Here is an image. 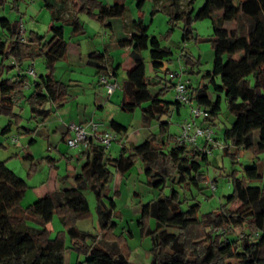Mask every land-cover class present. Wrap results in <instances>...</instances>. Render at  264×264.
Here are the masks:
<instances>
[{
	"label": "trees",
	"instance_id": "trees-1",
	"mask_svg": "<svg viewBox=\"0 0 264 264\" xmlns=\"http://www.w3.org/2000/svg\"><path fill=\"white\" fill-rule=\"evenodd\" d=\"M7 1L16 9L23 0H0V6ZM136 1L138 9L145 2ZM194 1H189L191 9L188 12L180 10V0H167L166 7L171 24H183L182 41L193 36L194 21H211L212 35L206 42L212 45L213 67L203 76L208 80L207 85L187 86L190 102L215 119L220 112L222 95L228 113L234 118L231 127L223 132L224 154L228 155L230 146L253 154L252 163L242 169L241 178L233 173L232 193L224 197V204L217 212L199 218V205H189L183 199V188L193 187L199 191L201 183L205 182L200 160L206 161V156L179 144L175 136L165 138L168 123L161 119L180 105L162 99L169 86L163 85L158 93L152 92L151 88L160 84L146 77L142 57V52L148 50L151 72L157 75L164 63L170 61L171 51L161 47L155 37L148 42L139 37V42L133 45L119 41L120 48L131 46L129 57L133 63L122 83L120 107L124 110L129 105L132 111L139 108L142 127L149 128L151 122L156 121L161 135H149L138 146L123 144L116 158L93 144L77 156L66 157L68 163L75 161L80 165L79 172L72 178L73 186L65 188L67 175H58L55 190L26 208L21 207L26 183L5 164H0V264H64L65 237L70 240L69 249L83 256V261L77 264H129L126 240L112 233L116 226L113 223L114 201L109 199L107 188L113 177L111 169L125 176L137 162L141 163L146 185L160 190L156 199L141 207V230L146 232L151 243L149 264H264V182L260 187L249 185L262 180L259 155L264 153V0H205L193 14ZM53 2L45 0L52 18L51 38L47 42L38 40L35 48L30 41L23 42L21 22L0 20L1 29L7 33V40H0V116L9 119L0 130V136L10 133L13 121L20 119L14 110L22 99L28 103L34 120L45 121L50 114L45 107H61L69 97V85L53 77L55 64L65 58L68 49L63 27L58 22L69 25L74 36L83 33L79 13L103 23L121 18L126 11L124 0H114L110 6L102 0H76L75 16L62 20L57 13L63 0ZM132 28L139 36H145L146 27L141 21L132 22ZM239 55L243 56L240 62L232 61ZM37 58L43 60L46 75L34 80L29 88H33L32 93L24 98L22 90L29 84V77L23 65ZM6 61L9 65H5ZM105 63L104 54L98 52L90 53L86 61V65L97 69L98 73L105 72ZM12 69L16 70V75L9 78ZM216 79L220 80V86L216 85ZM210 87L214 100L209 94ZM110 128L122 137L127 133V128L114 122ZM256 131L259 138L255 142ZM66 140L67 137L65 143ZM33 143L34 140H30L29 145ZM25 160L32 162L33 158L26 155ZM46 161L51 168H56V162L50 157ZM164 189L169 191L167 196L162 193ZM86 192L96 200L99 231L95 234L79 231L76 226L89 215ZM233 205H238V209L229 212L228 207ZM54 215L63 230L51 238L48 226ZM149 220L154 221L153 230L145 228ZM240 228L243 229L240 237L231 239L232 231Z\"/></svg>",
	"mask_w": 264,
	"mask_h": 264
},
{
	"label": "rangeland",
	"instance_id": "rangeland-1",
	"mask_svg": "<svg viewBox=\"0 0 264 264\" xmlns=\"http://www.w3.org/2000/svg\"><path fill=\"white\" fill-rule=\"evenodd\" d=\"M54 3L53 0H47ZM190 0H180V10L188 12L191 7ZM205 0H195L192 5L193 14L197 13L202 7ZM114 0H102V3L110 6ZM76 0H63V6L57 13L62 20L71 19L75 16L74 5ZM126 8L125 14L121 18L105 20L103 23L98 22L94 17L84 13H79V21L83 25V33L72 35L71 27L62 22L58 25L63 27V37L68 45L65 58L55 64L53 77L56 81L69 85V97L61 107L56 108L57 112L51 111L54 106L47 105L45 108L50 111L45 121L40 119L34 120L31 117L29 105L22 99L14 113L19 116L17 122L13 121L10 133L0 136V164H5L6 168L12 171L20 180L27 185V190L21 200V207L26 208L36 200L42 198L47 191H52L53 187L58 184L54 183V174L64 177L68 174L69 168L75 165L61 161L55 165L56 170L51 168L47 163V158L58 159L60 156L54 150L55 147H61V154L72 156L76 151L67 147L66 143L61 141L62 120L60 111L69 116L71 113L76 115L77 108L83 118H87L92 113L95 95L99 94L100 75H109L117 72L116 80L119 86L110 101L113 105L118 106L122 98V83L125 79L126 71L132 67L129 57L131 46L120 48L117 46L119 41L128 42L133 45L140 40L148 42L151 37L158 39L161 47L167 48L172 55L169 62H165L162 69L155 75L151 72L149 51L142 52V57L146 67V77L159 81V86L151 88L153 93H158L163 85L169 86L170 89L162 96V99L168 102L174 101L173 86L178 80L188 85L197 86V84L207 85L208 80L203 78L206 72L212 70L214 62V53L212 45L206 42V39L212 35L210 19L197 20L192 24L193 36L187 41H182L183 24L182 22L172 25L168 17L166 7L167 0H145L142 7L138 9L136 0H124ZM0 20L9 22L19 21L22 24V33L24 43L31 42L32 48H35V42L43 40L49 41L51 38L50 27L52 23L51 14L45 7V0H23L16 9L7 1L4 6H0ZM141 21L146 27L145 36L139 34L132 28V22ZM30 38V39H29ZM0 40H7V33L0 27ZM148 40V41H147ZM104 53L106 59L112 62L113 69H105V72L98 73V70L86 65L87 57L90 53ZM243 56H235L232 61L240 62ZM9 65V62H5ZM33 66L36 78L46 75L45 66L41 58L33 61L24 62L25 72ZM170 73H178L179 77L171 79ZM16 75V70L12 69L8 73L11 78ZM114 74L112 75L113 79ZM115 82V81H114ZM34 79L29 77V84L33 86ZM189 83V84H188ZM215 83L220 86V80L216 79ZM33 88L22 90V95L27 98L32 93ZM209 94L212 100L215 99L212 87L209 88ZM71 110V111H70ZM108 112V111H107ZM62 115V113H61ZM110 113L99 111L95 122L103 125L102 130L112 131L110 128ZM115 121L124 125L129 133H133L137 125L140 131V144L149 135L159 137L161 135L159 124L156 121L151 122L149 128H143L141 123V110L135 109L133 112L119 111L112 116ZM189 119V107L180 106V113L172 112L161 119L162 122L168 123L167 136L177 137L179 126ZM233 116L226 109L223 96L221 95L220 112L215 119L209 121L213 131V143L207 144L202 139H198V147H205L209 151L206 161L200 160V172L204 175L205 182L200 185V190L190 187L183 188L184 197L189 205L197 203L199 205L198 217L217 212L224 204V197L232 193V175L242 177V169L252 163L253 154L250 151L242 149H233L230 144L228 155L222 150L226 143L223 139V132L229 129L233 123ZM9 119L0 116V130L6 126ZM200 123V122H198ZM73 124V123H72ZM75 124V123H74ZM78 125V124H76ZM30 131V133H26ZM57 131V132H56ZM58 134H56V133ZM56 134V135H55ZM116 134V133H115ZM117 135L116 142L112 143L107 152L111 158L118 157L121 146L122 136ZM17 137V143L12 144L11 139ZM254 141L259 138V132H254ZM35 142L29 145L30 140ZM30 155L33 161L25 160V156ZM234 155V158H232ZM262 180L251 182L252 187H260L264 182V153L259 155ZM77 167V165H76ZM113 175L107 194L109 199L114 201L113 223L116 225L112 233L120 238L123 237L126 242L127 259L129 264H149L150 257V238L145 231L141 230V207L142 205L156 199L160 190L150 189L146 185V177L143 173L140 162H137L133 168L125 175L115 173ZM214 185V190L211 185ZM181 192V191H180ZM163 195H168V189L162 191ZM85 198L89 206V215L76 223L79 231L95 234L99 231L98 219L95 213L96 200L94 196L86 192ZM238 205L228 207L229 212H235ZM186 208V204L184 205ZM146 230L154 229V221L149 220L145 223ZM50 237L54 238L62 230V224L57 215L53 216L52 222L48 226ZM243 229H234L230 235L231 239L240 237ZM127 243V244H126ZM64 264H77L83 261V256H78L76 252L71 251L70 240L64 239Z\"/></svg>",
	"mask_w": 264,
	"mask_h": 264
},
{
	"label": "built area",
	"instance_id": "built-area-1",
	"mask_svg": "<svg viewBox=\"0 0 264 264\" xmlns=\"http://www.w3.org/2000/svg\"><path fill=\"white\" fill-rule=\"evenodd\" d=\"M21 33H22V24ZM25 74L36 79V74L34 72L33 66L29 68ZM112 74L100 75L99 84L106 90V93L110 95L113 91L119 90V86L116 82L112 81ZM169 77L171 79H176L179 77L178 73H170ZM30 84L24 87V90L30 88ZM174 89V101H176L180 106L189 107V119H186L180 126L177 136V142L182 145H186L198 153L205 155L207 157L209 151L206 150V145L213 143L212 136L213 131L209 125V121L212 119L208 111L200 108L190 102L189 92L187 84L178 80L173 86ZM200 122V123H198ZM201 122H206L204 125ZM103 125L90 121L85 125L71 124L68 126V134L66 140V145L69 149L74 151H82L89 147V145H97L106 150H108L112 143L116 142L117 135L114 131L102 130ZM204 140L206 143L205 147H198L196 142L198 139ZM18 138H12L11 143L14 145L17 143ZM211 189L214 190V185H211Z\"/></svg>",
	"mask_w": 264,
	"mask_h": 264
},
{
	"label": "crops",
	"instance_id": "crops-1",
	"mask_svg": "<svg viewBox=\"0 0 264 264\" xmlns=\"http://www.w3.org/2000/svg\"><path fill=\"white\" fill-rule=\"evenodd\" d=\"M127 49V48H126ZM129 52H130V50H128ZM104 54V56H105V58H106V55H105V52L103 53ZM87 61V60H86ZM85 61V62H86ZM105 69H109V67L111 68V69H113V66H112V62L108 59H106V63H105ZM132 67H133V63H132ZM131 67V68H132ZM101 73V72H100ZM110 74H112V73H110ZM113 74H114V77H113V79L111 78V80L112 81H115V82H117V78H116V76H117V72H116V70H115V73L113 72ZM124 81V80H123ZM99 87H100V92H99V94L97 95H95V100H94V104H93V106H92V113H91V115L89 116V117H87V118H83L82 119V115L84 114H82L81 115V113L79 112V110H78V108H77V111H76V115L75 114H70L69 116H66V115H64V111L65 110H61L60 111V119L62 120V129H63V132L61 133V141H63V143H65V137H68L69 136V134H68V126L69 125H71L72 123L74 124H80V125H85V124H87V123H89L90 121H94L95 122V120H96V116H97V113L99 112V111H101V114L102 113H107L108 114V112L110 113V117L109 118H111L110 119V123H109V125L111 124V122H114V123H116V124H118V125H120V126H122V127H125L124 125H122V124H120L118 121H115L113 118H112V116L114 115V114H116L118 111H119V109L121 110V111H123V112H133L132 111V109H131V107L128 105V106H126L125 107V109L124 110H122L121 109V102H122V98H121V102L119 103V105L118 106H115V105H113L112 103H111V101H110V99H111V97H113V95L116 93V92H118L117 90H115V91H113L110 95H108L107 93H106V90L99 84L98 85ZM51 111H53V112H57V114H58V110H56V108L55 107H53V109H51ZM71 111V110H70ZM108 111V112H107ZM176 112L177 114H179L180 113V107L178 108V109H173L172 110V112ZM61 113H62V115H61ZM139 125H137V127L135 128V131L133 132V133H129L128 132V130H127V133L125 134V136H123L122 138V145L123 144H125V145H132V146H138L139 144H140V141H141V139H140V136H139V134H140V131H139V127H138ZM126 128V127H125ZM112 130V129H111ZM57 132V131H56ZM55 132V133H56ZM56 134H58V133H56ZM55 134V135H56ZM32 140H34V139H32ZM34 142H35V140H34ZM54 150L58 153V155L60 156L57 160L56 159H52L54 162H56L57 164L58 163H60L61 161H66L67 162V160H66V157L67 158H69V156H67V155H63V154H61V147L59 146H57V147H55L54 148ZM80 151H76V153L74 154V155H72V156H77V154L79 153ZM71 164L73 163L74 165H75V167L73 166L72 168H71V166H68V168H69V172H68V174H67V180L65 181V185H64V187L65 188H69V187H72L73 186V176L76 174V173H78L79 172V164H76L75 163V161H71L70 162ZM70 163H68L69 165H70ZM76 165H77V167H76ZM56 166V165H55ZM57 167V166H56ZM58 169V168H57ZM57 176H58V174L56 173V174H54V183H56V180H57ZM55 186L53 187V190L52 191H54L55 190ZM52 191H47V193H50V192H52ZM46 193V194H47ZM45 194V195H46ZM44 195V196H45ZM43 196V197H44ZM42 197V198H43Z\"/></svg>",
	"mask_w": 264,
	"mask_h": 264
}]
</instances>
